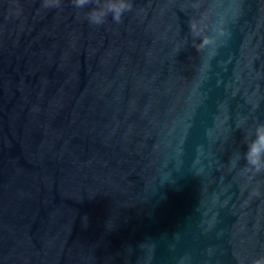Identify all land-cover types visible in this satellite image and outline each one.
<instances>
[{
    "label": "water",
    "instance_id": "1",
    "mask_svg": "<svg viewBox=\"0 0 264 264\" xmlns=\"http://www.w3.org/2000/svg\"><path fill=\"white\" fill-rule=\"evenodd\" d=\"M132 3L0 0V264L264 256V0Z\"/></svg>",
    "mask_w": 264,
    "mask_h": 264
},
{
    "label": "clouds",
    "instance_id": "2",
    "mask_svg": "<svg viewBox=\"0 0 264 264\" xmlns=\"http://www.w3.org/2000/svg\"><path fill=\"white\" fill-rule=\"evenodd\" d=\"M75 8H85L89 5H94L87 13V20L93 25H103L107 18L111 15L114 22L120 23L125 13L132 11V0H72ZM61 0H43L44 8H59ZM190 34L196 41L193 46L197 51L202 50L209 41L202 37L198 30V25L195 21L189 22ZM244 124H238L239 128ZM246 151L243 153V158L246 161L244 171L258 174L264 172V123H257L249 134L245 137ZM239 154L230 162L235 167V162L238 160ZM252 264H264V256H259L252 261Z\"/></svg>",
    "mask_w": 264,
    "mask_h": 264
}]
</instances>
